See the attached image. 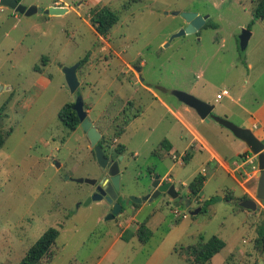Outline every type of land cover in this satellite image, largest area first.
<instances>
[{
    "label": "rangeland",
    "instance_id": "obj_1",
    "mask_svg": "<svg viewBox=\"0 0 264 264\" xmlns=\"http://www.w3.org/2000/svg\"><path fill=\"white\" fill-rule=\"evenodd\" d=\"M21 4L60 6L68 12L25 16L0 6V112L14 94L0 116V134L6 137L0 150V264H20L50 228L60 236L53 257L40 264H194L190 248L201 237L213 236L226 247L206 264H262L264 252L261 256L255 242L264 212L240 207V187L223 171L215 173L217 164L207 165L206 153L192 149L187 163L173 159L187 148L191 127L207 139L220 131L241 143L215 121L202 123L174 91L214 105V115L234 124L241 114L235 105L240 92L256 105L264 103V21L254 22L253 0ZM103 7L120 17L107 38L91 24L92 12ZM183 13L208 16L210 27L174 38L187 27ZM248 26L252 37L242 51L239 37ZM86 56L88 62L77 73L78 94L89 119L109 140L107 149L126 147L120 164L124 211L114 219L108 218L112 208L105 202L85 206L94 187L76 180L100 181L105 171L83 129L72 132L59 120L60 110L75 101L63 69ZM128 65L141 71V84L132 79ZM224 90L230 96L216 100ZM166 140L179 153L160 154ZM253 168H258V159L247 171ZM203 169H208L207 182L191 206L196 210L201 207L198 200L219 198L207 213L193 217L185 205L176 208L163 195L138 206L125 205L129 197L147 195L150 170L162 177L167 173L180 196L187 197V186ZM147 220L148 231L141 236L139 228Z\"/></svg>",
    "mask_w": 264,
    "mask_h": 264
},
{
    "label": "water",
    "instance_id": "obj_2",
    "mask_svg": "<svg viewBox=\"0 0 264 264\" xmlns=\"http://www.w3.org/2000/svg\"><path fill=\"white\" fill-rule=\"evenodd\" d=\"M0 6L6 7L15 13L32 16L37 13H44L45 15H63L68 12V9H63L60 7H50L49 9H40L36 6L27 7L17 0H0ZM179 13H176L178 15ZM182 16L186 20L187 27L182 29L177 33L174 38L181 37L187 34H196L198 33L206 24L209 19L208 16L203 17L198 14L193 13H183ZM252 37L251 31L245 27L239 37L240 48L242 51H245L248 47L249 41ZM80 68V63L63 69L68 87L73 96H75L76 102L73 106V110L76 112L81 128L87 135L88 140L90 141L91 147L93 148L96 160L100 167L105 171L104 176L100 181L98 180H76L79 184H88L95 188L94 194L87 200L85 206L91 205L93 202H105L111 208V214L108 218L114 219L117 216L121 215L124 209V204L122 202L121 196V181L122 173L120 169V164L123 160V156H119L118 160H111L107 155L105 150L99 144L103 138L101 131L94 126L93 122L89 119L87 109L84 104L83 98L78 94V90L81 86V82L78 79V70ZM139 70V69H138ZM3 90V87H0V91ZM173 95L183 104L188 106L190 109H193L201 120L209 123L210 120L215 121L217 124L223 126L224 128L230 130L234 136L242 141L249 149L251 154L257 157L258 159V187L256 199L259 202H264V142L260 140L253 133L251 129L242 128L228 119L218 117L213 114L215 109L214 105L206 103L195 96L181 92L174 91ZM152 192L141 197H129L125 201V205H130L131 203L142 204L145 202H152L161 195H166L173 202L176 203L175 207L179 208L182 205H185L189 209L191 216L198 215L202 208L196 210L192 209L191 200L188 197H181L176 186L172 181H165L160 174H156L152 184ZM240 207L248 211H259L258 204L255 200H241L239 201ZM260 255L263 256V252H260ZM261 263L264 264V260L261 259Z\"/></svg>",
    "mask_w": 264,
    "mask_h": 264
},
{
    "label": "trees",
    "instance_id": "obj_3",
    "mask_svg": "<svg viewBox=\"0 0 264 264\" xmlns=\"http://www.w3.org/2000/svg\"><path fill=\"white\" fill-rule=\"evenodd\" d=\"M19 3L22 2V0H17ZM134 1H140V0H134ZM254 3V22L255 21H264V0H253ZM120 17L119 15L111 10L109 7H103L102 9H95L92 12L91 16V24L95 28L97 34L103 38H107L110 34L111 30L114 28V26L119 22ZM210 24L207 21L205 26L203 28H209ZM249 30H251V26L247 27ZM89 56H86L81 62H80V68L81 70L85 64L88 62ZM45 63V62H44ZM39 71V69H37ZM12 96L14 94L12 93L11 96L8 98L6 103L3 105L0 116L3 114V111H5L6 106L10 103L12 100ZM73 103L66 104L59 112V120L70 130L75 131L80 126L79 118L75 111L72 109ZM124 130L120 131V134H122ZM9 135V134H8ZM6 141V137L2 134H0V150L4 146ZM106 141L105 137L100 141V145L105 150L107 148H110V144ZM172 149L171 144L169 141H164L161 145V152L169 151ZM116 155L115 158L119 156H123L126 153V147L122 144L117 145L115 147ZM94 155L95 152L93 151ZM159 155V151L157 153ZM96 158V155H95ZM190 159L189 154L186 155L184 161L187 163ZM150 173H153L154 171H149ZM207 178L203 174H199L195 177V179L187 186L188 188V195L187 197L191 200L193 197L199 199V195L202 192L203 186L206 182ZM233 197L227 196V200H232ZM241 200H250L249 197L244 196ZM192 201V200H191ZM199 201V200H198ZM219 201V198H213L209 201H203L200 202L199 205L201 206L202 210L201 213H207L208 209L211 205L217 203ZM138 206L137 204H135ZM242 208V207H241ZM244 209V208H242ZM148 220L143 223L140 228L139 232L141 233V236H144L147 233V224ZM60 236V231L55 228L48 229L41 238L28 250L27 254L23 258L20 264H40L44 259H51L53 257V248L56 246L57 240ZM256 248L264 252V225L259 229L258 231V237L255 242ZM226 247V244L224 241H222L220 238L213 236L209 240H205L204 237H201L197 245L190 248L189 257L193 258L194 264H206L207 262L211 261L217 254H219L224 248Z\"/></svg>",
    "mask_w": 264,
    "mask_h": 264
},
{
    "label": "crops",
    "instance_id": "obj_4",
    "mask_svg": "<svg viewBox=\"0 0 264 264\" xmlns=\"http://www.w3.org/2000/svg\"><path fill=\"white\" fill-rule=\"evenodd\" d=\"M250 67L251 66L249 64L248 68ZM129 71L133 74L132 79L136 78L138 80V83L141 84L139 79L141 71L138 69L135 70V68H133L131 65L129 66ZM217 95H219V93ZM229 96L230 93L226 97ZM251 96L253 97V95ZM164 105L167 106L166 104ZM235 105L241 111V114L238 117L239 120L235 123L242 128L251 129L256 135V137H258L264 142V103L256 105L254 104V102L252 103V100L245 92H240V95H238V100ZM87 112L89 115V110ZM189 116L191 115L189 114ZM193 118V116L189 118L192 123ZM177 119L181 121L184 126H186L183 120H181L180 118ZM201 122L203 123V120ZM210 122L208 124H210ZM189 130H191L192 137L189 141L187 148L181 156L185 155L186 157V155L189 154L191 159L193 155H191L189 151L192 149L194 150V152L200 151L202 153H206L208 156L206 164L210 165L212 163H216L217 166H215V173L223 171L232 181H234V183H236L240 187L242 193L240 197L236 198V201L239 203L242 197L247 196L250 198V200H255L257 202L258 207L260 209L259 211L264 212V204L262 202L258 203L256 199L258 187V168H253V171L251 172L247 171V167L254 164L255 160L257 159L256 156L251 154L248 147L242 141H238L241 143H237L236 141H233L229 135H226L220 131H217L219 133L215 136V138L207 139L204 136L200 135L195 130V128L191 127L189 128ZM169 153L171 155H174L179 152L174 151L172 146V149L169 151ZM207 173L208 169H203L202 174L206 178H208ZM163 179L165 181L167 179H170L167 173H165ZM199 202L203 201L199 200Z\"/></svg>",
    "mask_w": 264,
    "mask_h": 264
},
{
    "label": "flooded vegetation",
    "instance_id": "obj_5",
    "mask_svg": "<svg viewBox=\"0 0 264 264\" xmlns=\"http://www.w3.org/2000/svg\"><path fill=\"white\" fill-rule=\"evenodd\" d=\"M74 98H75V96H74ZM75 102H76V99H75V101H74V103H73V106H74V104H75ZM72 109H73V107H72ZM74 111V110H73ZM78 128H81V125L78 127ZM77 128V129H78ZM76 131V130H75ZM75 131H73V132H75ZM109 151H111V152H109ZM106 155L111 159V160H118V158L119 157H117V158H115V155H116V151H115V148L114 149H107V151H106ZM149 174H150V177H151V180H150V185H149V188H148V190H147V194H149V193H151L153 190H152V188H151V184H152V182H153V180H154V178H155V176H156V173L155 172H153V173H150L149 172ZM163 178V177H162ZM166 181H170V179H167ZM94 190H95V188H94ZM163 196L164 197H167L166 195H164L163 194ZM182 197V196H181ZM167 198H169V197H167ZM123 211H124V209H123Z\"/></svg>",
    "mask_w": 264,
    "mask_h": 264
},
{
    "label": "built area",
    "instance_id": "obj_6",
    "mask_svg": "<svg viewBox=\"0 0 264 264\" xmlns=\"http://www.w3.org/2000/svg\"><path fill=\"white\" fill-rule=\"evenodd\" d=\"M229 95V92L227 91V90H224L221 94H219V95H217V100H222V98L223 97H226V96H228ZM184 157H185V155L184 156H181V157H177L176 155H174V157H173V159L175 160V161H179L180 160V162L182 163L183 161H184ZM174 213H175V215L177 216V217H180L181 215H180V212L176 209V210H174ZM187 217V215H183V217L182 218H186Z\"/></svg>",
    "mask_w": 264,
    "mask_h": 264
}]
</instances>
